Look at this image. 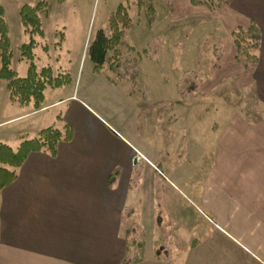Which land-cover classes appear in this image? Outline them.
I'll return each instance as SVG.
<instances>
[{
    "label": "crops",
    "instance_id": "crops-1",
    "mask_svg": "<svg viewBox=\"0 0 264 264\" xmlns=\"http://www.w3.org/2000/svg\"><path fill=\"white\" fill-rule=\"evenodd\" d=\"M171 12L174 18L183 16L181 33L169 26ZM171 12L161 28L153 22L138 25L137 44H130L135 71L125 82L139 80L145 97L156 91L154 96L172 102L165 114L171 116L167 122L175 124L180 142L176 143L178 137L172 139L171 147L180 148L183 132L194 130L198 123L199 159L206 161L205 157L212 154L209 162L220 165L215 192L219 202L226 197L225 208L236 213L238 219H245L241 225L257 242L259 237L264 239V0H228L217 11L190 0H175ZM197 14L198 21L186 20ZM252 24L260 32L255 64L237 56L232 36L237 27ZM207 37L217 38L219 43L210 44L200 54L198 46ZM154 40L157 47L148 54L149 43ZM124 55L120 51L121 59ZM104 64L98 70L90 67L86 79H81L77 88L73 85L70 92L63 90L71 82L54 88L58 91L49 99L45 89L40 108L31 103L21 105L31 109L0 120L2 125L37 114L34 120L42 123L47 119L43 112L57 108V127L68 125L72 129L71 138L61 140L54 155L30 152L16 169L15 179L0 189V264H74V251L96 261L102 244L112 246L118 229L132 226L143 229L144 239L142 257L136 256L133 264H233L226 254L228 238L200 236V231H190L188 225H174L150 183L145 187L148 183L130 182L132 166L145 158L136 141V105L129 97L131 91L110 76L112 66L106 69ZM179 69L198 72L193 89L187 93ZM154 77L161 82L158 87ZM164 83L171 84L169 96L161 92ZM227 83L232 90L249 91L261 113L248 111L255 116L250 120L248 114L234 107L215 106L208 111L206 101L221 98ZM196 95L198 105L192 101ZM186 101L188 108H175L174 104L179 107ZM192 106L198 108L193 111V115L198 114L197 121L190 119ZM123 116L129 122L124 134L128 133L135 145L120 132ZM182 116L186 125L180 124ZM42 125L38 124L37 131L46 127ZM208 131L214 139L208 140ZM19 137L21 141L23 136ZM145 159L157 168V155ZM157 232L159 236H155Z\"/></svg>",
    "mask_w": 264,
    "mask_h": 264
},
{
    "label": "rangeland",
    "instance_id": "rangeland-1",
    "mask_svg": "<svg viewBox=\"0 0 264 264\" xmlns=\"http://www.w3.org/2000/svg\"><path fill=\"white\" fill-rule=\"evenodd\" d=\"M174 2L175 0H152L155 11L152 19L153 24H155L154 26L163 27V24L166 23V19L169 17L168 13L172 11ZM38 4H40L38 17L43 34L30 35L22 23L19 11L24 5L36 6ZM119 4L125 6L124 11H126L129 19V26L123 32L122 40L124 42L116 46L115 50L107 53V60L104 65L107 69L110 64L112 66L110 76L121 82L131 91V93L128 91L130 93L129 97L134 100L136 105L133 115L138 119V139L136 140L138 141V148L145 155V158L150 159L154 154L157 155L158 160L157 163L155 162L157 169L151 166L145 158H139L130 170V179H132L130 182L134 185L136 183H148L145 187H149L150 183L151 188L158 192L160 204L168 208V219L174 225L178 227L180 225H188L190 231H200L198 233L200 236L228 238L226 241L229 242L230 247L226 248V254H230L233 264H264L263 237H259L256 242L247 233L246 227L241 225L243 224L241 221L245 219L241 217L238 219L236 213L225 208V196H222V201L219 202L220 196H217L218 194L215 192L218 189V186H216L218 185L216 175L218 174L217 169L220 170V165L209 162L208 159L212 154H208V158L207 156L205 157L206 161L199 159L200 132L198 123H195L194 130H189V132L185 130L183 132L182 139L184 138V141L182 140L180 148L171 147L170 142L172 139L175 141L178 137L176 143L180 142L178 132H176V129L174 131L175 124L167 122L171 116L169 117L165 114L166 111L172 108V102L166 100L163 96H154L153 93L156 91L147 94L148 97H145V92L142 93L143 90L141 89L139 80H128V82H125L127 77L132 78L135 71L132 65L135 55L134 53H130V44L133 46L137 44L138 39L136 36L139 33L138 30L141 29L138 25L143 27V23H148L146 11L143 7L137 5V0H0V5H2L5 11V20L8 25V33L13 51L12 68L18 76L23 77L26 75L28 61L25 58H21V45L28 42L30 37H32L36 42L33 54L37 69L50 66L54 75L58 73L68 74L71 86L63 90L64 93L70 92L73 85L77 88L80 80L86 79L88 69L92 66L94 67V63L88 54L89 44L100 29H103L108 35L112 33L109 18ZM208 9L210 11H217L219 8L216 10ZM173 13L171 12L169 26H174L181 33L182 24L179 22L183 20V16L180 15V19H178L177 16L179 15L177 14L174 18V16L172 17ZM199 17L200 15L197 14V17H187L186 20L193 23L198 21ZM118 25L121 26V23ZM177 36L175 35L176 38H178ZM210 37H213V35H210ZM212 43L213 46H216L219 41L217 38L210 40L207 37L198 46L200 54H203V51ZM149 45L151 47L147 51L148 54H151L154 52V48L157 47V41H151ZM118 49L125 54L123 59L119 56ZM166 70L165 68L164 71ZM178 71L181 73L182 87L185 86L184 89L187 93L193 89L194 85L192 82H196L194 79L198 76V72L197 74L195 71L189 73L185 69H179ZM160 77L161 79L163 78L162 73ZM121 79L123 80L121 81ZM152 80L157 84H154L155 87H158L159 83L161 84L155 77ZM164 85L165 89L161 90V92L165 91L169 96L171 84L164 83ZM0 87V120L31 109L9 100L5 81L0 82ZM222 88L224 90L222 91L221 98H212L206 101L208 111L215 106H222L238 108L239 113L243 115L248 114V111H250L249 113L255 112L254 115L261 113L259 109L260 105L257 103L255 105L254 101H252L253 98L249 96V91L232 90L229 83L225 84ZM46 89L47 99L58 91L51 87ZM197 98L199 99L198 95L192 101L197 102L198 105L200 101ZM187 103L186 101L182 106L177 107L175 104L174 106L176 109H184L189 107ZM190 109L192 110L190 119H196L197 121L198 114L195 113L193 115V111H196L198 108L192 106ZM56 111L59 113L57 108L44 111L42 115L47 119H44L42 123L34 120L37 116V114H34L35 116L20 117L14 121L0 125V142L7 144L15 150L20 143L19 136H23L22 139H31L37 135L38 124H43L42 126L45 125L46 127L49 125L57 127L59 121L54 115ZM254 115L248 114L247 117L251 120L254 119ZM225 117L226 113L222 115L223 119ZM123 118L125 120L126 117L123 116ZM183 118L182 116L180 124L186 125L187 123H184ZM128 123L125 120V123L123 121L120 124L123 129H120L122 135L126 132L125 128H127ZM176 124L179 123L177 122ZM201 133L205 134L203 131ZM206 134L208 140H212L215 137L211 131L206 132ZM124 136L130 143L135 145L134 139L129 138L128 133L124 134ZM210 145L211 143L209 142L208 146L210 147ZM114 183L115 181L113 180L112 186ZM118 231V235L116 234L113 237L112 246H107L106 243L102 244L99 259H96V261L86 259L80 257L86 256V254L81 255L79 251H74V264L136 263L138 260L136 256L141 255L142 257V246L144 243V239L142 238L143 229H137L135 226H132V228H121ZM155 236H159V233H155ZM123 249L125 250L124 253ZM221 261L224 260L221 259Z\"/></svg>",
    "mask_w": 264,
    "mask_h": 264
},
{
    "label": "trees",
    "instance_id": "trees-1",
    "mask_svg": "<svg viewBox=\"0 0 264 264\" xmlns=\"http://www.w3.org/2000/svg\"><path fill=\"white\" fill-rule=\"evenodd\" d=\"M190 1L193 4H204L211 10H216L228 0ZM137 5L145 9L148 24H151L155 14L152 0H137ZM39 6L40 4L36 6L24 5L19 11L22 23L30 35L43 34L38 17ZM124 8L123 4H119L109 18L112 33L108 35L103 29H100L89 44L88 54L96 70L106 62L107 53L115 50L116 46L123 42L124 29L129 26V19ZM120 23L121 26L118 25ZM232 36L234 37L237 56L244 58L250 64H255L258 61L260 41V32L257 26L252 24L248 28L237 27L232 32ZM35 45L36 42L32 37L28 42L21 45V58L28 61V67L25 76H18L12 68L13 51L5 20V11L0 5V82L5 81L9 99L12 102L20 105L31 103L34 108L38 109L44 100L45 89L65 86L70 82V77L66 73L54 75L50 66L37 69L33 54ZM118 53L120 54L119 49ZM71 136L72 129L68 125H64L62 128L47 126L38 130L34 138H23L15 150L0 142V189L15 179L16 169L21 166L30 152L45 151L54 155L58 143L61 140H69Z\"/></svg>",
    "mask_w": 264,
    "mask_h": 264
}]
</instances>
